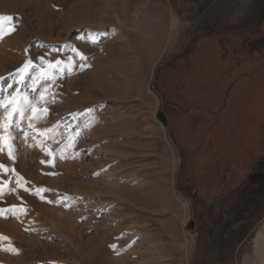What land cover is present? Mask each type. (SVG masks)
<instances>
[{
	"label": "rangeland",
	"instance_id": "rangeland-1",
	"mask_svg": "<svg viewBox=\"0 0 264 264\" xmlns=\"http://www.w3.org/2000/svg\"><path fill=\"white\" fill-rule=\"evenodd\" d=\"M224 3L146 63L130 0H0V264L263 256L264 0Z\"/></svg>",
	"mask_w": 264,
	"mask_h": 264
},
{
	"label": "crops",
	"instance_id": "crops-1",
	"mask_svg": "<svg viewBox=\"0 0 264 264\" xmlns=\"http://www.w3.org/2000/svg\"><path fill=\"white\" fill-rule=\"evenodd\" d=\"M131 5L136 10L138 14V32H150V33H159V32H171L176 33V36H173L168 43H160L157 39V36L150 38V47L156 49L155 52H151L147 56L149 57L146 60V63H150L151 59H180L182 57L188 58L191 55V45L190 36L191 32L198 27L201 23H204L208 19L218 16L226 15L231 11L225 7L224 1L226 0H130ZM241 15L247 17L253 15V11L246 9L242 12ZM253 17V16H252ZM222 50L224 53L222 56L228 55V47L223 45L220 41ZM162 49L163 51H159ZM189 49L187 54L185 50ZM232 83L228 89V94L223 95V107L226 106L229 93L231 92ZM264 241V235L260 232L257 235V247H261V243ZM258 247V248H260ZM264 253V249H261ZM257 249L254 256L249 257L251 262L249 264H264V254L263 256ZM261 257V258H260Z\"/></svg>",
	"mask_w": 264,
	"mask_h": 264
},
{
	"label": "snow or ice",
	"instance_id": "snow-or-ice-1",
	"mask_svg": "<svg viewBox=\"0 0 264 264\" xmlns=\"http://www.w3.org/2000/svg\"><path fill=\"white\" fill-rule=\"evenodd\" d=\"M10 19H11V17H0V20H10ZM0 79H3V77H0ZM21 79H23V77H21ZM9 87H11V85H9ZM2 128H3V126H0V129H2ZM0 139H3V137L0 136ZM9 156H11V152H9ZM5 167L6 166L4 164L0 163V169H5Z\"/></svg>",
	"mask_w": 264,
	"mask_h": 264
},
{
	"label": "bare ground",
	"instance_id": "bare-ground-1",
	"mask_svg": "<svg viewBox=\"0 0 264 264\" xmlns=\"http://www.w3.org/2000/svg\"><path fill=\"white\" fill-rule=\"evenodd\" d=\"M142 57H143V56H142ZM138 60H140V59L138 58ZM140 62H141V61H140ZM140 62H139V64H140ZM139 64H138V65H139ZM138 65H137V66H138ZM137 66H136V67H137ZM136 67L134 68L135 70H136ZM127 69H130V68L127 66ZM137 69H138V67H137ZM132 72H133V71H132ZM132 72H131V73H132ZM138 73H139V72H138ZM135 75H136V74H135ZM131 76H132V75H131ZM135 77H136V76H135ZM135 77H134V78H135ZM137 77H138V76H137ZM132 78H133V77H132ZM138 79H139V78H138ZM139 85H140V84H138V86H139ZM139 87H140V86H139Z\"/></svg>",
	"mask_w": 264,
	"mask_h": 264
},
{
	"label": "water",
	"instance_id": "water-1",
	"mask_svg": "<svg viewBox=\"0 0 264 264\" xmlns=\"http://www.w3.org/2000/svg\"><path fill=\"white\" fill-rule=\"evenodd\" d=\"M160 118L165 122V124L168 123V120L166 118H164L162 115L160 116Z\"/></svg>",
	"mask_w": 264,
	"mask_h": 264
}]
</instances>
